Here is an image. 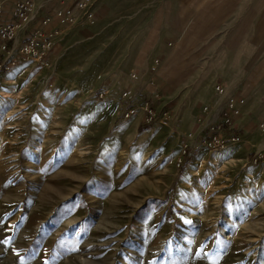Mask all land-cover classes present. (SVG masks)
I'll return each mask as SVG.
<instances>
[{"label":"rangeland","instance_id":"1","mask_svg":"<svg viewBox=\"0 0 264 264\" xmlns=\"http://www.w3.org/2000/svg\"><path fill=\"white\" fill-rule=\"evenodd\" d=\"M77 1L41 59L0 71V264H264V164L250 161L264 152V51L247 54L258 82L228 92L246 94L239 144L195 149L202 107L226 100L211 87L235 21L183 37L179 57L195 58L169 85L145 45L153 21L132 20V0H90L91 21ZM125 90L138 107L128 119ZM143 103L166 124L147 123Z\"/></svg>","mask_w":264,"mask_h":264},{"label":"crops","instance_id":"2","mask_svg":"<svg viewBox=\"0 0 264 264\" xmlns=\"http://www.w3.org/2000/svg\"><path fill=\"white\" fill-rule=\"evenodd\" d=\"M54 1L56 3L47 0L41 2H45V7L48 4L50 7H55L54 9L58 8L60 3L68 2V0ZM4 2L10 10L13 1L4 0ZM46 10L50 8L47 6ZM41 14L43 13L39 12L38 16H44ZM132 20L153 21L145 45L147 49L148 47L151 49L150 46L153 44L158 47L155 52L161 55L162 64L157 74L163 84L181 83L187 78L186 68L195 56L193 60L179 57L177 52L183 51L184 48L186 50L189 46L184 43L183 37L189 34L199 37L211 35L217 27V21L224 20L235 21L230 33L232 40L225 47V52L231 55H226L220 61L222 63L215 65L221 68L223 73L220 82L216 83L223 85L228 95V92L237 85L256 83L262 75L259 71L256 75L247 74L246 69L251 66L248 64V52L252 51L259 56L264 51V0H132ZM163 24L166 26L164 27ZM160 36L163 38L177 36V47L170 51L164 40L159 39ZM144 53H146L145 48L142 50V57L139 58L140 63L144 62ZM181 69L184 71L180 72ZM217 80L211 75L206 83L211 84ZM237 90L240 88L234 92Z\"/></svg>","mask_w":264,"mask_h":264},{"label":"built area","instance_id":"3","mask_svg":"<svg viewBox=\"0 0 264 264\" xmlns=\"http://www.w3.org/2000/svg\"><path fill=\"white\" fill-rule=\"evenodd\" d=\"M10 1V0H9ZM13 6L7 9L4 0H0V50L5 53L4 60L0 64L7 69V66L14 64V58L21 56L23 59L31 58L41 59L49 51L54 38L59 34V26H69L74 23L72 12L68 3L59 4L55 10H50L42 17H38L39 12L46 10L49 6L45 2L36 3V0H11ZM48 2L56 3L54 0ZM90 0H78L76 8L80 11L83 21H91L93 11L90 9ZM36 22L34 26L29 25ZM158 61H154V65ZM153 70V69H152ZM99 94V97H102ZM211 96L216 100L226 98L225 102L218 106L216 110L208 115L210 108L202 107L201 115L198 119L199 128L193 136L188 135L190 146L205 148L210 152H221L229 146L238 145L240 136L237 133V121L241 115V108L244 105L246 94L243 90H237L232 95L227 96L226 88L220 83L212 86ZM134 95L130 90L121 93V99L126 103L123 109L124 119L131 118L136 114L138 107L134 106ZM144 112L147 123L159 121L166 124V119L159 116L156 119V113L147 103L139 107ZM209 116V117H208ZM263 128V125H260ZM206 133V137H203ZM253 164L259 162L264 164V152L254 153L250 160Z\"/></svg>","mask_w":264,"mask_h":264},{"label":"snow or ice","instance_id":"4","mask_svg":"<svg viewBox=\"0 0 264 264\" xmlns=\"http://www.w3.org/2000/svg\"><path fill=\"white\" fill-rule=\"evenodd\" d=\"M3 243L7 244V243H8V241H7V240H5V241H3ZM21 264H23V260L21 261Z\"/></svg>","mask_w":264,"mask_h":264}]
</instances>
